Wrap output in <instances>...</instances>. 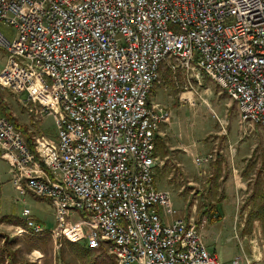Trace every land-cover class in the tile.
Returning <instances> with one entry per match:
<instances>
[{
  "label": "built area",
  "instance_id": "obj_1",
  "mask_svg": "<svg viewBox=\"0 0 264 264\" xmlns=\"http://www.w3.org/2000/svg\"><path fill=\"white\" fill-rule=\"evenodd\" d=\"M0 21L14 29L0 30V86L57 128L35 135L32 150L0 114V157L18 197H45L54 210L48 229L24 207L15 232L84 240L115 264H221L202 225L155 186V135L172 114L150 94L162 67L197 83L206 74L243 122L264 128V0H0Z\"/></svg>",
  "mask_w": 264,
  "mask_h": 264
},
{
  "label": "rangeland",
  "instance_id": "obj_2",
  "mask_svg": "<svg viewBox=\"0 0 264 264\" xmlns=\"http://www.w3.org/2000/svg\"><path fill=\"white\" fill-rule=\"evenodd\" d=\"M0 30L9 37L14 31L1 21ZM6 59L7 54L0 47V71ZM155 85L159 89L156 103L171 107L175 114L171 124L173 134L181 135L185 143L195 142L207 152L216 153L214 160L204 164L208 165L204 173V165L198 166L193 160L190 177L194 182L188 183L186 178L169 181L164 167L156 166L155 172L159 170L155 174V186L169 191L176 215L194 216L198 225H202L201 230L206 229L204 235L209 238L210 247H216L221 264H233L234 258L243 264L246 256L251 264H264V128L257 123L243 122L235 101L206 74H202L197 83L193 77L188 80L181 70L172 73L162 67ZM23 98L24 93L0 86V100L21 129L26 126L33 137L39 133L54 137L57 128L53 116L35 118ZM198 154H193L192 158ZM212 173L213 177L209 175ZM24 207H29L31 216L45 228L54 225L50 201L31 192L20 199L10 179L9 165L0 157V214L24 220ZM212 208L220 212L219 218H213L212 212H216ZM212 221H215L214 226L209 227ZM13 231L14 223L0 221V232L15 240L7 248L15 251L17 262L115 264L113 257L104 250L85 249L84 240L73 243L62 240L58 245L47 233L20 235ZM3 243L0 239V262L5 259L11 264L8 254L1 258Z\"/></svg>",
  "mask_w": 264,
  "mask_h": 264
},
{
  "label": "crops",
  "instance_id": "obj_3",
  "mask_svg": "<svg viewBox=\"0 0 264 264\" xmlns=\"http://www.w3.org/2000/svg\"><path fill=\"white\" fill-rule=\"evenodd\" d=\"M183 72V71H182ZM163 73H168V72H163ZM152 93L150 94V99L154 102H158L157 99V95L159 92V89L157 88V85H155L153 91H151ZM171 109V119L168 122H164L163 124L160 125L158 131L156 132L155 135V155H156V166H160L162 165L164 167V169L166 170L164 172V174H167V180L169 181H179L182 180L184 178L188 179L189 182H194L191 180V173H190V168L194 165L193 163V158L192 155L195 153H200V154H204L207 152L206 148H204L201 145H196L195 142L190 143L189 141L187 143L186 140H184L182 138V136H177L176 134H173V127H172V122H174L175 119V114L173 113V109L171 107H169ZM179 108V107H178ZM172 127V128H171ZM194 157V156H193ZM155 166V167H156ZM203 166V165H202ZM154 167V169H156ZM208 165L203 167L202 172L204 173L205 170L207 169ZM158 168H157V172H155L154 170V177H156L155 174H158ZM163 172V171H162ZM162 175V174H161ZM211 175V174H209ZM212 176V175H211ZM183 188H179V190H182ZM190 192V191H189ZM212 210H214V212H216V217L219 218L220 217V212L219 211H215L216 208H212ZM210 210V211H212ZM209 213V212H208ZM213 213V212H212ZM213 217V218H216ZM223 218V216H222ZM23 220V219H22ZM213 223H209V227L214 226L215 221H212ZM24 224V220L23 223H19V224H15V227L17 225H22ZM11 225H13V223H11ZM204 231L206 233V229H202V233H203V238L204 241L207 245V247L216 252V247H210L211 243L209 238L206 237V234L204 235ZM15 234H17L15 231H13ZM24 234V233H23ZM21 235V234H20ZM66 242L69 243V241L66 240ZM73 243V242H70ZM85 249H87L88 247L86 245L83 246ZM218 255V253H217ZM247 257V256H246ZM256 259H259V256H255ZM249 260V264H251V259L249 257H247Z\"/></svg>",
  "mask_w": 264,
  "mask_h": 264
},
{
  "label": "trees",
  "instance_id": "obj_4",
  "mask_svg": "<svg viewBox=\"0 0 264 264\" xmlns=\"http://www.w3.org/2000/svg\"><path fill=\"white\" fill-rule=\"evenodd\" d=\"M0 114H3V115H6L8 118H10L17 126V122L15 117H13L10 113H8L7 111V108L6 106H4L0 100ZM28 128L26 126H23L22 127V131L28 141V144L30 145V147L32 148V150H34V147H33V135L32 133L27 130ZM212 177H213V173L211 174ZM213 214V213H212ZM217 218V217H216ZM0 221H5V222H9V223H15V224H19V223H23V220L20 218V219H13V218H10L8 215L6 214H0ZM0 239H2V241L4 242L3 243V249H2V254H1V258L2 256H4L5 254H8L10 257H11V264H28L26 262H17L16 260V253L15 251H10L7 246H11L15 240L14 238H7L6 237V234L0 232ZM88 250H91L90 248H88Z\"/></svg>",
  "mask_w": 264,
  "mask_h": 264
},
{
  "label": "bare ground",
  "instance_id": "obj_5",
  "mask_svg": "<svg viewBox=\"0 0 264 264\" xmlns=\"http://www.w3.org/2000/svg\"><path fill=\"white\" fill-rule=\"evenodd\" d=\"M92 249H94V248H92Z\"/></svg>",
  "mask_w": 264,
  "mask_h": 264
}]
</instances>
